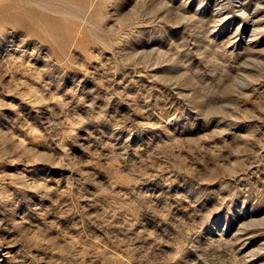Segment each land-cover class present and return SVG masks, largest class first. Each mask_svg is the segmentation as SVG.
Returning a JSON list of instances; mask_svg holds the SVG:
<instances>
[{"label":"rangeland","instance_id":"obj_1","mask_svg":"<svg viewBox=\"0 0 264 264\" xmlns=\"http://www.w3.org/2000/svg\"><path fill=\"white\" fill-rule=\"evenodd\" d=\"M0 264H264V0H0Z\"/></svg>","mask_w":264,"mask_h":264}]
</instances>
